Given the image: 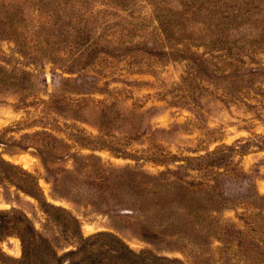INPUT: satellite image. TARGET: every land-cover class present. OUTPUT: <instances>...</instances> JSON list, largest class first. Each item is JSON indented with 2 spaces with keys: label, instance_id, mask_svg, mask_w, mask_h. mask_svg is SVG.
<instances>
[{
  "label": "rangeland",
  "instance_id": "rangeland-1",
  "mask_svg": "<svg viewBox=\"0 0 264 264\" xmlns=\"http://www.w3.org/2000/svg\"><path fill=\"white\" fill-rule=\"evenodd\" d=\"M156 1L73 0L56 34L31 44L35 6L0 0V211L51 236L38 200L12 181L15 164L84 236L111 231L185 264H264V204L250 202L264 196V33L222 46L182 21L164 44ZM149 39L168 53L136 47ZM0 248L22 255L14 232Z\"/></svg>",
  "mask_w": 264,
  "mask_h": 264
},
{
  "label": "trees",
  "instance_id": "trees-1",
  "mask_svg": "<svg viewBox=\"0 0 264 264\" xmlns=\"http://www.w3.org/2000/svg\"><path fill=\"white\" fill-rule=\"evenodd\" d=\"M6 1L7 5L35 6V9L42 16L39 28L29 33L28 41L31 44L42 41L40 39L46 35L53 36L56 34L63 25L60 21L61 18L66 16L68 9L73 5V0ZM116 1L122 2L123 0ZM176 1L182 6L181 9H178L180 13L176 16L165 11L164 7L166 5H161L162 3H168V0L156 1L153 7L154 15L159 21V28L165 33L164 44H172L170 38L173 37V27L178 28L182 21L204 23L209 30L210 37L217 36L222 46L229 43L231 37L237 36L234 43L237 40L245 41V31L249 34L256 32L255 35H258L259 31H261V34L264 33V0ZM13 22L14 20H12ZM14 25L17 29L16 22H14ZM156 41L157 39L144 40L141 45L136 47L151 54L165 55V53H168L167 50H158ZM176 50L183 52V49L176 48ZM30 56L31 61L35 60V55ZM261 69L260 66L250 68V78L255 73H261ZM245 74V72L235 69L232 80L235 83H246L248 79L244 77ZM204 158L206 156L196 157L195 159L200 161ZM11 166L17 171L12 175V181L15 185L35 197L47 213L46 224L48 225L47 229L51 231V236L47 233L48 231L36 228L26 215H8L0 211V238L14 232L20 238L22 247V255L19 258L7 255L0 248V264H185L178 257L157 254L150 249L135 251L121 237L111 231L100 230L84 236L80 229L79 220L71 210L47 201L44 195L40 194L39 196V187L34 176L15 164H11ZM221 192L223 195L225 194L223 191ZM225 196L228 198L226 194ZM252 198L251 203L257 201V203L264 204V196L255 193ZM146 199H149L148 195ZM107 206L111 205L107 204ZM119 209L126 211L129 209L128 211L131 212L136 210V208L130 206ZM219 239L223 240L224 246L227 244L224 242V237L221 236ZM63 242L75 244L60 253L58 249L66 247ZM224 246H222L223 249H225ZM224 264L231 263L226 261Z\"/></svg>",
  "mask_w": 264,
  "mask_h": 264
}]
</instances>
